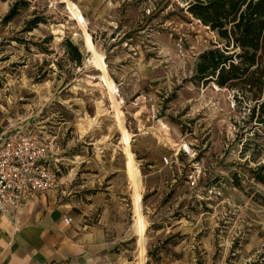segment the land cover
Instances as JSON below:
<instances>
[{
  "label": "rangeland",
  "instance_id": "1",
  "mask_svg": "<svg viewBox=\"0 0 264 264\" xmlns=\"http://www.w3.org/2000/svg\"><path fill=\"white\" fill-rule=\"evenodd\" d=\"M15 1L0 0V132L28 130L49 146L59 198L110 194L109 229L129 239L123 264H137L121 127L83 29L62 0H25L3 25ZM71 1L117 85L141 174L146 264H264V136L247 122L250 101L195 77L199 56L223 47L218 35L180 0ZM35 16L46 23L23 32Z\"/></svg>",
  "mask_w": 264,
  "mask_h": 264
},
{
  "label": "crops",
  "instance_id": "2",
  "mask_svg": "<svg viewBox=\"0 0 264 264\" xmlns=\"http://www.w3.org/2000/svg\"><path fill=\"white\" fill-rule=\"evenodd\" d=\"M89 191L38 193L19 210L0 213V264H123L120 247L129 239L109 229L111 195Z\"/></svg>",
  "mask_w": 264,
  "mask_h": 264
},
{
  "label": "trees",
  "instance_id": "3",
  "mask_svg": "<svg viewBox=\"0 0 264 264\" xmlns=\"http://www.w3.org/2000/svg\"><path fill=\"white\" fill-rule=\"evenodd\" d=\"M145 1V0H134ZM181 8L193 19L215 32L223 47L203 52L197 62L195 77L219 88L233 89L250 101L249 123H255V135L264 136V0H180ZM28 2L16 0L2 24L11 23ZM46 20L35 16L23 32H32ZM21 41V40H20ZM74 62H82L81 52L66 41ZM254 159H257L256 157ZM263 174L257 181L264 183V162L256 169Z\"/></svg>",
  "mask_w": 264,
  "mask_h": 264
},
{
  "label": "built area",
  "instance_id": "4",
  "mask_svg": "<svg viewBox=\"0 0 264 264\" xmlns=\"http://www.w3.org/2000/svg\"><path fill=\"white\" fill-rule=\"evenodd\" d=\"M49 159V146L31 131L0 132V213L17 211L34 195L58 187ZM65 221L71 223L69 218Z\"/></svg>",
  "mask_w": 264,
  "mask_h": 264
},
{
  "label": "bare ground",
  "instance_id": "5",
  "mask_svg": "<svg viewBox=\"0 0 264 264\" xmlns=\"http://www.w3.org/2000/svg\"><path fill=\"white\" fill-rule=\"evenodd\" d=\"M66 4L68 10L75 17L78 24L82 27L84 32L85 47L89 53H91V60L95 68L101 72L102 81L108 91L110 99L114 103L115 115L117 122L121 127L122 138L121 143L123 145L124 155L126 157V169L129 178L133 185V205H134V216H135V231L137 237V243L139 245L138 261L137 264H146L147 250V223L142 213V193H141V174L137 167V163L134 159V153L131 150L132 139L130 134L123 126L124 113L121 110L120 103L116 99L117 85L114 80L109 76L107 70V64L103 55L99 54L92 36L86 30V19L82 14L80 8L74 4L71 0H62Z\"/></svg>",
  "mask_w": 264,
  "mask_h": 264
}]
</instances>
